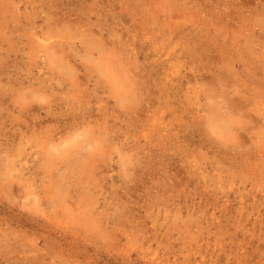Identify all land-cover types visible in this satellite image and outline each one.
<instances>
[{"label":"rangeland","instance_id":"1","mask_svg":"<svg viewBox=\"0 0 264 264\" xmlns=\"http://www.w3.org/2000/svg\"><path fill=\"white\" fill-rule=\"evenodd\" d=\"M262 124L264 0H0V264H264Z\"/></svg>","mask_w":264,"mask_h":264},{"label":"clouds","instance_id":"2","mask_svg":"<svg viewBox=\"0 0 264 264\" xmlns=\"http://www.w3.org/2000/svg\"><path fill=\"white\" fill-rule=\"evenodd\" d=\"M238 119V117H236L235 115H224L222 118V124L220 125H216L215 127H213V132L217 135H220L221 138H227L222 129L224 128L225 125L227 124H231L234 123L236 120ZM251 123V121H249V124ZM260 135H261V142H264V124H262L260 126L259 129ZM232 136L235 137V133H232Z\"/></svg>","mask_w":264,"mask_h":264}]
</instances>
